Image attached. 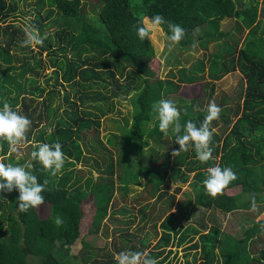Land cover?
Wrapping results in <instances>:
<instances>
[{
  "label": "trees",
  "instance_id": "trees-1",
  "mask_svg": "<svg viewBox=\"0 0 264 264\" xmlns=\"http://www.w3.org/2000/svg\"><path fill=\"white\" fill-rule=\"evenodd\" d=\"M17 1L0 0V23L3 24L0 28L3 37L0 62L9 64L17 60L21 63L3 68L2 79L6 86L0 85L1 94L14 111L32 121L26 141L33 140L36 144L30 147L29 160L31 152L38 150L36 145L57 141L62 145L66 160L61 172L55 176L38 161H32V172L38 182L47 181L42 193L45 202L40 206H46L44 216L39 215V208L29 209L27 213L18 212V190L0 193L7 200L5 204L0 202V229L4 231L0 236V264H117L112 253H96L84 238L97 232L107 205L111 204L115 167L123 165L117 175L123 184L131 177L132 163L137 167L136 173L145 179L146 185L140 196L145 200L152 198V204L159 202L160 206L154 215L152 211H145L147 204L140 206L141 228L147 219L151 220L154 236L157 235L156 226L160 232L154 244L148 247L145 237L138 239L139 245L130 244L129 239L135 235L123 230L119 236L122 245L115 247L117 253L125 246L124 251H147L159 264H169L167 257L171 246L182 245L185 250L183 264H264V11L258 7L264 0H98L100 5L95 22L85 19L84 9L80 7L82 0H29L35 15L32 25L40 34L49 26L58 24L52 34L47 33L43 46L38 47L39 52L71 51L68 59L49 57L50 66L57 69L62 81L75 89L72 93L74 100L68 93L62 95L66 104L60 113L57 112L61 108L59 102L53 103L57 93L49 89L41 95L42 89L35 84L41 59L9 53L10 47H21L15 42L17 37H25L22 29L7 22V18L18 11ZM22 1L25 5L31 4ZM157 14L185 30L184 38L173 45L179 51L194 42L205 50L209 41L221 40V52L210 53L206 66L203 59L194 61L187 68L173 64L175 70L167 72L170 78L160 79L149 67L153 56L150 40L141 41L136 34V27L143 17L151 18ZM225 18L233 19V31L220 29V21ZM199 26L202 31L194 38V31ZM160 29L166 38L171 35L166 24ZM244 29V37L239 41ZM88 50L90 54L83 57ZM30 60L34 63L29 64ZM205 67L211 80L202 82ZM235 70L243 77L244 88L240 109L231 110L223 105L226 95H220L218 100L212 96V80ZM26 72L30 75L29 80L25 77L20 82ZM196 82H202L200 97L176 95L183 84L190 86ZM7 86L14 90L13 95H8L11 89ZM131 89L135 96L131 98L133 111L128 135L137 142L133 146L134 158L128 156L127 148L108 147V144L116 145L111 137L103 141L99 136L100 117L113 110V99L128 96ZM169 94L175 96L172 101L181 110L182 126L188 120L199 126L212 100L221 107L219 119L211 124L212 128L220 124L210 145L213 157L218 154V160L214 158L201 163L194 148L172 156V151L178 150L179 145L174 142L171 130L170 139L159 130L157 114L153 111V105L163 98L169 100ZM229 111L233 116L238 114L230 133L241 134L240 128L243 127L255 142L237 136L236 145L229 144ZM151 120L152 125L146 128ZM43 122L51 124L48 132L43 129ZM147 140L150 145L144 150ZM7 145L0 140L3 162L7 160L4 157ZM115 151L117 159L113 156ZM76 164L81 166L75 167ZM216 165L232 168L237 179L222 195L214 198L205 190L203 180L207 178V168ZM91 170L97 173V178H92ZM189 173H193L199 183L202 181L204 188H199L194 200L204 208L221 213L247 210L251 207L253 194L256 204H260L256 217L249 221L252 224L246 228V234L241 237L224 235L219 248L220 257L214 249L221 234L216 226H209L206 232H200L191 224L170 228L171 217L176 214L170 211L174 195L168 193L167 188L173 182L177 193L179 184L187 181ZM194 184L198 186L196 181ZM114 213L123 214L127 210L120 207L114 209ZM57 216L63 220L62 226L55 224ZM86 218L89 222L83 232L82 224ZM128 220L120 221L126 223ZM193 236L195 240H192ZM76 242L80 245L78 252L68 257ZM79 256L82 261L75 260ZM186 256H190V260Z\"/></svg>",
  "mask_w": 264,
  "mask_h": 264
},
{
  "label": "rangeland",
  "instance_id": "rangeland-1",
  "mask_svg": "<svg viewBox=\"0 0 264 264\" xmlns=\"http://www.w3.org/2000/svg\"><path fill=\"white\" fill-rule=\"evenodd\" d=\"M29 0H26V3ZM29 6L25 5V3L22 0L17 1V12H14L13 15H10L7 18V22L12 23L15 27H18L24 31V29L32 25V20L35 17L34 11L32 10V2ZM100 3L98 0H82L81 2V8L84 9L85 13V19L90 22H95L96 20V14L97 10L99 8ZM259 10L264 11V2H260ZM260 19L262 18V15L259 13L258 16ZM146 17H143L142 20H145ZM233 19L225 18L220 21V29L221 30H227L233 31L232 29ZM33 26V25H32ZM3 27V24L0 23V28ZM58 28V24H53L52 26H49L47 29H44L42 31V36L44 34L50 33L52 34L54 30ZM202 31V26H199L194 31L193 37L196 38ZM246 30L244 29L240 35L239 41L244 37ZM259 35V32H258ZM260 36H263L260 34ZM3 37L0 36V45H3ZM25 39V37L20 38L17 37L15 42L21 46V42ZM150 43L153 49V56L151 57L149 61V67L152 69V71L155 73V76L159 77L160 79L164 78H170L167 72L171 70H175L173 67V64L183 66L185 68L191 67L192 63L196 60L203 59L205 61V66L207 65V57L210 55V53L218 52L220 53V46H221V40H212L209 41L206 45V49L199 47L196 42H194L193 45H191L187 49H183L179 51L177 47H174L173 45L170 46V43L167 41V38L163 34L160 28H157L153 30L150 34ZM39 46L35 47H19V46H13L10 47L9 53L13 56H34L35 58H40L41 61V68L38 70L40 71L38 73V80L35 84H37L41 89V95H44L46 90L53 89L57 95L54 100V104L58 103L61 105V108L57 110L58 113L61 112V109L65 107V102L62 100V95L64 93L69 94V98L73 99L72 93L75 89H72L67 83L62 81V78L60 76V73L54 68L50 66L49 57L56 58L57 60H61L63 58H67L71 56V51L67 49L65 52H59L53 50L47 54L44 51L39 52ZM90 51H86L82 56L89 55ZM264 54V50H263ZM32 60V59H31ZM29 61V64L34 63V61ZM1 61V60H0ZM177 63V64H176ZM21 63L17 60L10 61L9 64L0 62V85H4L2 75H3V68L5 66H18ZM40 67V66H39ZM177 66H175L176 68ZM11 74V72H9ZM12 76V74H11ZM29 80L30 75L26 72L24 76L19 79L20 82L22 79ZM176 78V76H174ZM18 79V77H16ZM172 78V79H175ZM18 80V81H19ZM118 80L123 79L121 77H118ZM211 78L208 76L206 67L204 68V74L202 82L209 81ZM214 82V92L212 96L216 98V100L221 99L220 95H226L227 99L225 102H223V105L226 108H229L233 110V108L238 107L240 109V102L242 98L243 88H244V79L241 76L240 72L235 70L233 72H229L222 77H220L217 80H212ZM202 82H196L193 83L190 86H186V84L181 86V89L176 95H180L183 97H200L201 96V86L200 83ZM28 84V82H27ZM6 85H4L5 87ZM29 86V84H28ZM27 86V88H28ZM9 87V86H7ZM141 87V84L138 88H136L135 91H137ZM11 89V92L8 93L9 96L11 94H14V90ZM132 90V89H131ZM130 90V91H131ZM1 86H0V109L3 108L4 101V95L1 94ZM129 91V92H130ZM135 91L132 90L128 96H118L116 99H113V110L100 117L99 119V136L103 141H106L108 137H111L114 143L116 145L111 146L108 144V147H111L112 149L119 147V148H127L128 149V156L134 158L133 155V146L137 143L136 139L128 135L130 120H131V113L133 111V105L131 98L135 96ZM134 92V93H133ZM7 95V94H5ZM169 100H174L175 96L173 94H169ZM174 98V99H173ZM40 99V98H38ZM165 99V98H163ZM74 100V99H73ZM9 103V102H7ZM240 111V110H239ZM236 115L230 114L229 116L231 118L230 126L228 125L227 131L230 133V129L232 124L234 123ZM43 129L45 131H49L51 129V124H48V122H43ZM152 125V120L147 123L145 126L150 127ZM217 126L213 127L215 129V132H219ZM241 134H231L229 137V144L230 145H236V137L238 136L240 139H244L245 141L255 142L253 137L247 132V130L243 127L240 128ZM169 137V135H168ZM170 139V137H169ZM252 139L254 141H252ZM7 142V141H5ZM36 143L33 140L30 141H24L19 146L17 152H11L9 151V145H7V149L4 153V157L7 159L4 161L6 164H13V165H23L27 161H29V153H30V147L34 146ZM150 145V141L147 140L144 150L146 147ZM144 150L142 149V153H144ZM114 159H117V153L115 151L114 153ZM215 160H218L219 156L218 154L215 155ZM0 160H2L0 155ZM81 164H76L75 167H80ZM123 165H117L115 167V172L113 174L114 179V190H113V196L111 200V204L109 206L107 205L106 214L103 217V219L100 222L99 228L96 233L94 234H88L85 236V241L92 246V250L95 251L98 254L103 255L106 252L112 253L113 257L115 258V255L117 254L118 245H122L121 238L119 237L120 234L123 232V230H127V232L132 233L135 235L134 238L129 239V243H133L135 245H139L138 239L145 237V242L148 244V247H151L154 242L157 239V235L160 232V229L158 226L154 228V231H156L157 235L154 236L153 234V228H151V220H147L148 222H145V226L142 229L143 222L140 218L139 208L140 206H143L144 204H147L148 207L145 209V211L149 210L152 211V215L156 213V210L159 209V202H156L154 205L152 204V198H148L145 200V197L140 196L145 188V179L140 175L136 173V165L132 163L131 170L129 172L128 179H125V183H121L118 180L117 175L121 173ZM84 168V167H83ZM92 178H97V173L91 170ZM195 181L197 182L198 186H195ZM200 184V185H199ZM175 183H170L167 192L173 193L174 195V203L171 207V212H174L176 214V217H171V225L170 228H177L179 225L185 226L187 224L194 225L200 232H206L209 226L213 225L216 226L219 229L218 236V242L215 243V252L216 255L220 257V246L222 241L224 240V235H230L232 237H241L246 234V228L249 227L252 223H249L250 219H254L256 217V212L260 209V204H256L258 210L252 211L251 207L247 210L245 209H238L231 211L229 213H221L217 211L216 209L210 208H204L196 203L195 194L199 190V188L202 187V181L199 183V181L196 179V177H193V173H189L187 177V181L179 184L180 190L175 193L174 191ZM230 191V190H229ZM232 191V190H231ZM244 198V196H243ZM6 199L4 197L0 196V202L6 203ZM88 203V202H87ZM264 204V203H263ZM120 207H124L127 210V213H114L112 214V211L114 209H118ZM46 206L39 207L38 213L40 216H44L46 214ZM132 214V217L130 215ZM128 218L129 222H122L120 220ZM118 219V220H116ZM89 219L87 221V218L85 219V223L82 224V230L85 232L86 227L88 226ZM158 224V222L156 223ZM113 229H116L113 232ZM1 235H4L3 228L0 229ZM195 236H193L192 240H195ZM80 245L76 242L74 246L71 247L69 256H72V254H76L78 252ZM125 246L121 249V251H124ZM148 249V248H146ZM171 253L167 257V261L169 264H183L184 257H183V250L182 245L180 247H174L171 246ZM145 250V249H144ZM78 256V255H77ZM188 260H190V256H186ZM76 261H82V258L79 256L75 258ZM220 261V258H219ZM89 262H86L88 264ZM195 264V263H194Z\"/></svg>",
  "mask_w": 264,
  "mask_h": 264
},
{
  "label": "clouds",
  "instance_id": "clouds-1",
  "mask_svg": "<svg viewBox=\"0 0 264 264\" xmlns=\"http://www.w3.org/2000/svg\"><path fill=\"white\" fill-rule=\"evenodd\" d=\"M165 24L171 33L167 35L170 46L179 44L184 38L185 30L178 24L166 21L159 14L142 20L136 27V34L141 41L146 38L150 39L151 32ZM24 32L25 39L21 42V47L43 46L44 40L47 39V34L42 36L39 30L32 25L27 26ZM153 111L157 114L159 130L165 136H168L171 130L174 142L179 145L178 150L172 151L173 157L194 148L196 158L201 163L214 159L210 145L215 129L211 127V124L219 119L222 111L214 100L208 103L207 115L199 126L191 120L186 121L182 126L180 123L181 110L172 100H159L153 105ZM31 126L30 119L14 111L9 103L3 104V108L0 109V140L7 141L9 151H18L22 142L27 140V133ZM36 147L38 150L32 151L30 160L23 165L6 164L0 160V193H11L14 189L18 190V212L27 213L29 209L39 208L45 202L42 193L46 190L47 181L38 182L37 176L32 172L34 167L32 161H38L53 176L61 172L65 165V153L58 141L52 144L40 143ZM206 172L207 178L203 180V185L214 198L222 195L227 186L237 179L236 173L230 167L211 166ZM251 210H258L254 194L251 198ZM55 224L62 226L63 220L57 216ZM115 260L117 264H159V261L152 258L147 251H122L115 255Z\"/></svg>",
  "mask_w": 264,
  "mask_h": 264
}]
</instances>
